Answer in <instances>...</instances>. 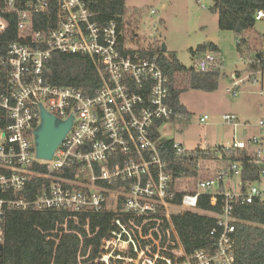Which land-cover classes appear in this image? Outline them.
Instances as JSON below:
<instances>
[{"label":"built area","instance_id":"2783aa9c","mask_svg":"<svg viewBox=\"0 0 264 264\" xmlns=\"http://www.w3.org/2000/svg\"><path fill=\"white\" fill-rule=\"evenodd\" d=\"M254 18L264 19V7ZM122 34L116 19L99 21L91 0H0V244L13 211L64 213L65 221L53 230L60 236H81L68 222L79 226L82 214L87 215L83 227L95 235L90 214L108 211L113 213L111 228L90 263L235 264L241 221L236 210L264 201V117L258 133L240 137V127L248 123L224 114L232 140L195 149L201 151L193 156L195 174L174 177L154 138L164 123L189 119L170 102L172 71L162 67L158 56L129 47ZM55 52L93 61L102 76L94 94L47 79ZM194 55L196 70L221 69V54L210 47ZM263 61L255 59L248 79L233 75L227 90L236 97L246 80L263 86ZM191 80L189 72L182 73L177 84L189 89ZM43 109L60 121L72 118L51 159L37 154L35 131ZM208 120L206 114L200 118ZM173 148L179 156L195 151L176 141ZM239 153L258 167V180L242 181L244 163L232 159ZM228 179H240L238 187L228 188ZM201 195H210L219 207L211 212L217 224L210 231L211 246L188 253L172 218L188 210L201 212ZM88 256L79 252V261Z\"/></svg>","mask_w":264,"mask_h":264},{"label":"trees","instance_id":"16d2710c","mask_svg":"<svg viewBox=\"0 0 264 264\" xmlns=\"http://www.w3.org/2000/svg\"><path fill=\"white\" fill-rule=\"evenodd\" d=\"M91 5L101 23H107L111 19L117 20L119 29L123 31L121 41L124 42L126 35L129 34L125 27L126 17L129 13L131 15L137 13L138 8L131 10L126 0H91ZM261 7H264V3L257 0H215L212 9L218 12L220 27L235 32L241 51L248 43L243 34L255 25L254 14ZM207 47L221 53L219 47L212 42L199 46L194 53L204 51ZM133 51L135 50H129V52ZM138 51L145 56H158L162 67L172 71L169 99L178 112L188 116L187 121L191 119V113L181 101V94L187 91V88L177 84L180 74L187 72L191 74L193 89L214 91L219 86L220 69L199 71L193 66L188 67L175 54L168 56L157 44L139 48ZM46 77L53 84L75 86L89 94H94L102 83L101 73L93 61L82 54L53 53L48 61ZM154 138L158 140L161 156L167 162L174 177H179L184 172L195 174L196 161L193 156L200 153V150L179 156L173 148V139H162L160 130H155ZM232 159H242L244 183L259 179L258 167L247 161L248 157L245 153L232 156ZM181 198L182 195H178L176 201L180 202ZM210 198V195H201L198 208L207 212L219 211V207L212 205ZM236 215L241 221L236 224L235 231V264H264V201L240 205ZM65 217L64 213L57 211L10 212L6 221L0 264H94L90 261L99 254L102 239L111 228L113 213L104 211L90 214L91 233L97 231L93 236H89L88 231L83 227L87 222L86 214L81 215L79 226L72 220L68 222L69 229L78 230L81 236L72 232L60 236L53 232L57 223H63ZM172 219L188 253L211 246L210 231L217 224L215 216L188 210L174 214ZM79 252L82 256L87 254L89 256L80 262Z\"/></svg>","mask_w":264,"mask_h":264},{"label":"rangeland","instance_id":"374dc122","mask_svg":"<svg viewBox=\"0 0 264 264\" xmlns=\"http://www.w3.org/2000/svg\"><path fill=\"white\" fill-rule=\"evenodd\" d=\"M214 3L215 0H126L131 10L138 8L137 13H129L125 20L129 47L165 45L168 56L175 54L188 67L195 62L194 51L203 44L212 42L222 52L218 88L214 91L187 88L181 100L187 105L191 119L166 122L160 130L163 139L181 142L187 150L230 142L233 128L224 122V114H236L242 122L252 124L264 116L263 86L256 88L246 80L236 97L227 90L234 82L233 74L248 79L257 54L264 56V19L245 31L243 37L248 43L240 51L235 32L220 27L218 12L212 9ZM261 88L263 93L259 91ZM205 114L209 116L207 123L200 121ZM237 180L228 179L226 185L235 189ZM201 213L212 215L209 211Z\"/></svg>","mask_w":264,"mask_h":264},{"label":"water","instance_id":"95a60500","mask_svg":"<svg viewBox=\"0 0 264 264\" xmlns=\"http://www.w3.org/2000/svg\"><path fill=\"white\" fill-rule=\"evenodd\" d=\"M163 51H167L165 45ZM260 54H258L259 56ZM72 124V118L60 121L47 110H42V122L36 129L37 154L41 158L51 159ZM3 245L0 244V262L3 255Z\"/></svg>","mask_w":264,"mask_h":264},{"label":"crops","instance_id":"0c3cea01","mask_svg":"<svg viewBox=\"0 0 264 264\" xmlns=\"http://www.w3.org/2000/svg\"><path fill=\"white\" fill-rule=\"evenodd\" d=\"M221 54V57H222V52L220 53ZM264 56H261V54L258 56V54H257V58H263ZM180 59V58H179ZM181 61V60H180ZM182 62V61H181ZM183 63V62H182ZM222 63H223V58H222ZM263 63H264V61H263ZM264 68V67H263ZM233 75H235V74H233ZM262 85H263V87H264V69H263V74H262ZM182 101V100H181ZM183 103V102H182ZM184 104V103H183ZM184 106L186 107V109L188 110V108H187V105H185L184 104ZM189 111V110H188ZM190 112V111H189ZM264 117V116H263ZM262 117V118H263ZM245 127H240V130H239V134H240V136H246V135H248V134H256V133H258L259 131H260V127L258 126V123L257 124H252L251 122H248V126H247V128L245 129ZM227 142H229V141H227ZM227 142H220V143H218V144H222V143H227ZM217 145V144H216ZM230 180H234V179H230ZM238 181H240V179H238L235 183L237 184V182ZM225 185H226V183H225ZM227 186V185H226ZM228 187V186H227ZM228 188H233V187H228Z\"/></svg>","mask_w":264,"mask_h":264}]
</instances>
